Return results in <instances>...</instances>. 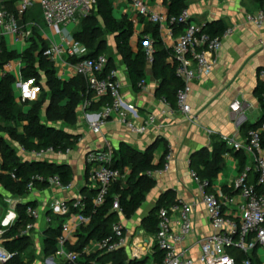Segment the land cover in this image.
Returning a JSON list of instances; mask_svg holds the SVG:
<instances>
[{"label":"crops","instance_id":"0c3cea01","mask_svg":"<svg viewBox=\"0 0 264 264\" xmlns=\"http://www.w3.org/2000/svg\"><path fill=\"white\" fill-rule=\"evenodd\" d=\"M2 1L10 12H14L18 0ZM141 1L152 12L167 14L163 0ZM113 6L115 17L127 16L133 21L134 35L131 43L135 48L137 37L143 30V24L139 20L142 18L144 21L153 22L136 13L134 0H113ZM259 9L260 6L255 0L187 1L190 19L195 23L203 25L222 20L227 25V32L221 37L222 46L211 72L195 79L191 84L188 102L192 115L197 116L196 120L180 114L163 97L156 95L158 82L153 78L151 64L146 65L145 80L141 90L135 91L126 67L117 54L114 38L113 44L107 42V48L108 46L112 48V52L104 54L113 59L112 70H115L116 79L120 83L122 108L127 110L128 117L137 125L144 123L149 116H153L154 121L148 125L144 133L139 134L131 131L119 121L117 116H114L98 131H94L89 127V123L98 116L100 109L84 110L80 107L77 122L64 128L79 136L76 144L68 154H49L43 158L48 162L66 164L71 168L73 177L71 188L64 190L49 185L42 189H34L23 197L16 198L6 194L0 206V222L12 210V207L17 213L16 206L20 203L18 201H35L41 215L35 220V227L30 236L32 240H41L43 244L49 227L44 220V213H48L47 207L52 199L83 202L86 198L93 197L96 184L91 178L94 165L86 158L89 153L103 150L107 145L117 149L121 143H126L140 151L154 145V162H158L165 149L168 151L165 157L168 169L155 170L152 176L155 184L146 194L141 206L131 217L121 216L120 222L124 226L126 238L121 248L125 250L129 259L154 262L152 255L156 236L145 230L143 222L161 200H164L162 206L167 205V207L171 201H183L192 205L190 213L192 231L175 247L179 251H184L195 264H201L198 260L200 241L205 236L216 233V230L207 217L199 183L192 175L191 162L197 159L199 151L203 149L213 151L214 143L223 144L225 151L223 169L218 173L211 188L224 203L223 209L226 215L232 219L240 217L242 205L239 194L232 188L235 179L244 174L247 182L251 184L257 180L255 159L252 150L248 147L247 132L259 123L262 116V106L256 87L264 78L260 75V71H264V23L256 26L248 22L246 18L247 15L254 14ZM116 10L119 11L118 15ZM17 22L22 29L31 32L28 39L17 41L14 35L6 34L0 47L14 53V57L0 67V80L4 73L12 75L16 97L17 83L22 79L20 68L23 63L19 55L29 49L32 43L39 46L46 44L48 47L57 44L67 45L73 40L72 35L78 28V24L69 23L60 25L59 31H54L46 25L38 4L18 18ZM178 33L174 31L171 37H165L164 41L162 40L165 47L172 48ZM65 60L66 57H62L60 65L55 68L60 78L69 80L73 76L71 66L66 64ZM8 63L11 64V68L7 67ZM234 100L241 102V112H233L230 109ZM128 105H133L134 109H129ZM27 108L25 106L24 109ZM241 115L244 117L243 121L238 123ZM231 142H236L240 146L235 148ZM16 152L23 161L34 160L27 150L22 149ZM121 182L124 185V177L121 178ZM7 199L14 200L16 204L8 203ZM170 222L171 230L178 231L177 212L170 213ZM76 233H73L68 241V247L78 240ZM85 248L88 251L85 253L87 255L98 252L96 240H91ZM255 256L258 264H264V245L257 247ZM47 262L60 264L62 260L56 256H48Z\"/></svg>","mask_w":264,"mask_h":264},{"label":"trees","instance_id":"16d2710c","mask_svg":"<svg viewBox=\"0 0 264 264\" xmlns=\"http://www.w3.org/2000/svg\"><path fill=\"white\" fill-rule=\"evenodd\" d=\"M188 0H163L168 17L179 18L183 10L187 9ZM260 9H264V0H255ZM95 12L93 14L92 12ZM101 20V24L98 22ZM143 24V30L137 37L135 48L131 43L134 35V23L127 16L120 18L114 15L113 0H94L91 13L82 18L77 30L73 33L74 40L79 41L86 48V54L80 58L68 59L75 63L83 58H93L98 55H106L107 43L103 37V29L112 34L117 54L125 65L128 77L135 91L142 88L141 81L145 80L147 54L145 47L150 44L153 61L152 74L157 80L156 95L163 97L172 108H176L177 91L182 87L183 81L176 75V62L172 48L165 47L160 37L159 25L139 20ZM175 32H180L184 26L181 22L173 25ZM203 32L212 36L222 35L227 30V25L222 20L201 24ZM1 47V44H0ZM46 44L41 46L32 43L30 48L19 56L23 65L20 68L22 80L34 78L40 86V94L37 100L25 102L18 99L13 90L14 78L4 73L0 80V206L4 202V192L13 197H23L27 192V183L32 182L35 189H42L50 185L48 177L57 175L62 184L71 183L72 170L66 164H56L43 159L23 161L17 155L14 145L8 143L10 139L23 150L41 151L48 148L54 150L71 149L78 140V135L66 131L57 124L72 126L77 122V113L86 98L91 97L84 77L75 75L69 80L57 75L53 61L44 55ZM0 67H2L14 53L0 48ZM107 56V55H106ZM108 57V56H107ZM171 58V61H169ZM112 57H108V65L102 75H106L113 69ZM256 93L262 106V116L259 123H264V78L259 81ZM107 100L102 99L93 102L90 109H100ZM28 107L26 110L24 109ZM44 110V113L42 114ZM255 126V127H256ZM1 134L8 136L4 138ZM261 144L264 146V131L261 134ZM154 149L152 145L144 151L136 150L126 143H121L114 150L111 166L118 169L124 177V185L121 179L114 182L108 189L103 202L95 205L93 197L86 198L81 212L90 218L87 225L77 229L76 243L69 249L80 253L77 264H139L146 261L129 259L124 249L104 253L101 251L85 254L83 248L91 240H102L111 235L112 225L120 222L121 216L131 217L141 206L146 194L154 186L155 181L148 172L161 169L165 163L168 151L165 149L158 162H154ZM223 144H213V151L203 149L198 157L191 162L193 172L200 182L207 183L206 192H212V183L218 173L223 169ZM14 175V177H12ZM42 177V180L35 177ZM258 193L264 194V186L254 183ZM233 188V186H232ZM231 188V189H232ZM118 200L119 209H113L114 200ZM161 200L153 211L145 218L143 226L151 234L158 231V210L163 205ZM176 201H171L168 205ZM28 206L36 207V202L29 200L18 203L17 218L13 224L7 227L2 236L3 247L13 254L4 264H25L22 254L31 245L32 239L29 233L23 234L26 226L35 219L26 214ZM50 212H48L49 214ZM64 216L52 215V222L46 230L43 240V252L46 256H53L56 250V239L60 233ZM54 222V223H53ZM53 223V224H52ZM69 244V243H68ZM257 247L250 255H246L237 248H231L228 253L234 257L236 264H242L244 259H249L251 264H258L255 256ZM165 251L160 249L157 242L153 248V261L161 264ZM60 264H71L61 262Z\"/></svg>","mask_w":264,"mask_h":264},{"label":"built area","instance_id":"2783aa9c","mask_svg":"<svg viewBox=\"0 0 264 264\" xmlns=\"http://www.w3.org/2000/svg\"><path fill=\"white\" fill-rule=\"evenodd\" d=\"M38 4L42 11L43 19L46 25L54 31H59L60 25L69 23L78 24L85 16L89 15L94 7V0H18L14 12H10L4 2L0 0V44L6 34L14 35L17 41L28 39L30 31L22 29L17 19L24 16L34 5ZM134 8L139 16L146 17L151 22L159 25L160 37L164 41L165 37L173 35L175 22L184 24L182 30L178 33L172 43V51L176 62V75L183 81L182 87L177 91L176 110L191 119H197L192 115L188 97L191 92V84L195 79L208 75L215 62L216 57L222 46V35L212 36L202 31L201 25L190 19L187 9L183 10L179 18L168 17L167 14L152 12L149 7L141 0H134ZM247 21L261 26L264 23V9H259L254 14L247 15ZM227 30L225 31V33ZM224 33V34H225ZM66 41L65 38H63ZM147 54V63L153 61L152 48L148 44L145 47ZM86 54V48L82 43L72 40L67 45H50L44 50V55L53 61L54 66L60 65V59L66 57V64L71 66L72 76L81 75L84 77L88 91L92 93L83 102L81 108L90 109L93 102L105 99L107 100L100 108L98 116L90 121L89 127L98 131L112 117L117 116L119 121L124 123L131 131L135 133H144L150 123L154 121L153 116H149L141 125L135 124L129 117L127 110L122 108L120 97V83L116 79L115 70H110L106 75H102L108 65L106 55H98L93 58H83L75 63L68 59L80 58ZM11 68V64H7ZM264 77V71H260ZM60 77V76H59ZM144 81L140 82L143 85ZM17 98L21 101L30 102L38 99L40 86L34 78L19 80L17 83ZM264 101V94L262 95ZM129 109H134L133 105H128ZM230 109L233 112H241V102L234 100ZM241 115L238 123L243 121ZM264 131V123L250 128L247 132L248 147L252 150L257 171L256 183L264 186V146L261 144V134ZM235 148L240 145L231 142ZM71 149L54 150L48 148L41 151H29L33 159H43L49 154H68ZM114 148L111 145L103 150L91 152L87 155V161L93 164L91 178L96 184V192L93 197L95 205H100L109 189V187L121 179L123 176L118 169L111 166V159L114 154ZM1 162V161H0ZM168 162H165L160 170L166 171ZM154 171L148 172L152 177ZM195 180L199 183L202 192V202L206 209L207 217L213 225L216 233L205 236L200 241L201 264H236L233 256L228 253L231 248H237L246 255H250L253 249L259 245H264V194L258 193L254 184L247 182L244 174L238 176L233 189L239 194L242 205L241 214L238 219L229 218L224 209V203L214 192H206L205 181L200 182L195 173H192ZM14 177V175H12ZM36 179L42 180V177L36 176ZM50 185L69 190L71 183L62 184L57 175L47 178ZM27 192H32L35 188L30 181L27 183ZM8 203H14L12 199H7ZM18 202H22L21 200ZM16 203H14L15 205ZM84 203L81 201L68 202L63 199H52L48 204V213H44V220L49 225L52 222V215H61L66 218L63 221L60 233L56 239V250L53 257H57L62 262L77 264L80 253L69 249L67 246L73 233L81 226L89 223L90 218L85 216L81 210ZM113 209L118 210V200L115 199ZM192 205L183 201H176L168 207H161L158 210V231L155 234L156 242L160 249L165 251L161 264H195L194 260L185 255L184 251L176 249L175 245L183 242L192 231L191 213ZM177 212L179 215V230H171L170 213ZM26 214L32 216L35 220L39 218L41 212L38 208L28 206ZM17 213L12 210L0 222V264L8 261L13 254L7 251L2 245V236L7 227L14 223ZM34 222L29 223L22 231L23 234L29 233L34 229ZM126 242L124 226L121 222L112 225L111 235L102 240L96 241L97 250L110 253L120 249ZM83 248L82 252H88ZM139 264H156L147 261ZM242 264H251L249 259H244Z\"/></svg>","mask_w":264,"mask_h":264},{"label":"rangeland","instance_id":"374dc122","mask_svg":"<svg viewBox=\"0 0 264 264\" xmlns=\"http://www.w3.org/2000/svg\"><path fill=\"white\" fill-rule=\"evenodd\" d=\"M93 14H95V12H92ZM116 14H119V11L116 10ZM98 22L101 24L102 28H103V24L101 22L100 19H98ZM103 37L107 42H109L110 44H113V36L112 34H110L109 32H107L106 30L103 29ZM107 52L111 53L112 52V48H107ZM112 55V54H111ZM115 55V54H113ZM18 94V91H17ZM44 113V110L42 112V114ZM2 123V122H0ZM58 126H61L63 128H68L67 125L65 124H57ZM4 138L8 139V136L5 134H1ZM8 143H10L11 145L15 146L16 151H22L21 147L18 146L16 143H13L10 139H8ZM5 193V192H4ZM7 193L4 194V196ZM9 195V194H7ZM12 197V196H11ZM22 256L24 257V262L25 264H48L47 259L48 256H46L43 252V244L42 241H34L32 240L31 245L24 251V253L22 254Z\"/></svg>","mask_w":264,"mask_h":264}]
</instances>
